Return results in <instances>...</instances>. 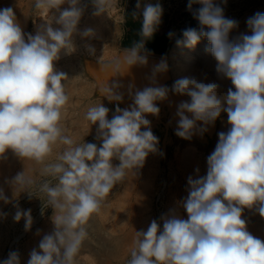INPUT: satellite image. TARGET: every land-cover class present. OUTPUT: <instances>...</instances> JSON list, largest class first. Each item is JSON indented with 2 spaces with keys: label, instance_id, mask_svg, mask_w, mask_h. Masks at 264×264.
Masks as SVG:
<instances>
[{
  "label": "clouds",
  "instance_id": "9594fccd",
  "mask_svg": "<svg viewBox=\"0 0 264 264\" xmlns=\"http://www.w3.org/2000/svg\"><path fill=\"white\" fill-rule=\"evenodd\" d=\"M91 2L94 15L114 7V0ZM65 3L69 7L61 10ZM194 4L201 6L193 9ZM34 6L45 15L59 12L35 35L23 31L11 7L0 9V158L11 150L22 160L40 165V176L46 178L37 182L22 171L6 181L14 195L26 193L29 199L43 196V204L52 209L53 230L30 251L27 264H75L93 214L101 210L105 198L129 171L142 168L146 157L158 151L159 140L146 115L158 114L156 101L168 96L167 86H151L168 65L164 58L154 62L145 75L149 85L142 89L129 83L133 103L123 109L117 106L111 119L103 104L89 107L84 119L96 126L95 139L101 143L98 147L84 138L78 143L62 126L69 102L68 77L55 69V62L61 54L76 51L74 35H94L91 28L78 29L86 5L81 0H35ZM136 8L141 9L140 0ZM187 10L199 29L183 30V39H177L176 44L192 49L207 40L205 51L217 62V73L233 87L220 97V85L215 82L188 76L175 80L171 91L190 98L176 105L175 135L188 140L197 132L202 135L222 112L227 114L229 128L218 133L215 150L207 157L206 175L188 177V195L182 202L187 218L170 209L159 222L153 219L146 231H136L128 264H264V241L247 230L242 218L245 208L264 218V13L247 19L251 34L230 39L238 22L226 18L215 0H188ZM140 15V39L103 66L111 75H124L132 66L149 64L145 42L158 30L163 8L159 2L147 3ZM53 21L59 27L54 28ZM85 47L94 54L91 44ZM120 87L104 80L99 93L109 102L122 101L123 94L117 91ZM198 121L202 123L198 125ZM58 146L63 150L53 160ZM0 201L13 203L3 187ZM13 207V219H23L25 231L30 230L31 209L23 210L15 203ZM6 215L0 211V217ZM0 264H21L19 252L10 251Z\"/></svg>",
  "mask_w": 264,
  "mask_h": 264
},
{
  "label": "rangeland",
  "instance_id": "374dc122",
  "mask_svg": "<svg viewBox=\"0 0 264 264\" xmlns=\"http://www.w3.org/2000/svg\"><path fill=\"white\" fill-rule=\"evenodd\" d=\"M26 1H20L19 6L21 9L24 8L23 10L27 7ZM157 2L163 8V15L156 33L167 37L166 40L169 42L167 49L169 72L166 83L170 87L175 79L171 73V48L182 36L183 30L189 27L199 29L198 21L187 10L188 0H140L141 9L136 8L137 0H114V7L100 15L93 14L95 9L91 0H81V4L86 5V8L78 29L82 32L86 28H91L94 35L84 38L79 34L74 35L76 51L70 55L61 54V58L56 61L72 75L66 89L69 102L63 112L62 126L65 134L76 139L78 143L84 138L85 142L100 146L101 142L95 139L96 126H91L90 122L84 119L88 108L95 106L97 101L110 110L109 119L112 118L117 106L123 109L133 103L128 95L130 82L123 80L121 75H111L110 70L103 66L118 57L127 41L131 42L139 36L142 20L140 12L143 5ZM215 2L223 8L226 18L238 22V27L230 33L236 37L242 33L251 34L247 27V19L257 12L264 13V0H227L226 4L222 0ZM30 5L27 17L28 32L31 34L33 24L41 17L54 13L55 17L59 16H56L55 10L47 15L42 14L35 9V0H32ZM200 6L194 4L193 9ZM68 7L69 5L65 3L61 5V10ZM133 13H137L136 17H133ZM169 32H173L174 36L170 38ZM207 43V40L202 39L197 45L204 50L208 46ZM86 44L93 46L94 54L88 53ZM104 80H107L109 85L113 83L121 85L117 91L123 94L122 101L109 102L106 97L100 95L99 85ZM175 96L174 103L157 104L160 108L158 114L146 115L151 121L153 134L158 137V151L146 157L142 168L136 172L129 171L105 198L101 210L93 214L86 226L88 236L75 258V264H128L130 253L135 247L136 231H146L153 219L159 222L161 216L168 214L170 209H175L181 216L187 218L182 202L188 194V177L195 179L206 175L207 157L215 150L218 133L226 132L229 125L227 114L222 112L214 125H208V130L202 135L197 132L190 140L178 137L175 135L179 119L175 115L176 105L179 101L190 98L186 95ZM186 115L191 118V114ZM201 123L197 122L198 125ZM62 150L63 146L54 148L52 159L54 160ZM113 163L117 164L118 161L114 160ZM39 166L28 173L37 182L46 179L40 176ZM6 195L21 209H31L33 224L30 230L25 231V221L22 219L16 222L13 219L16 211L13 203L5 204L0 201V211L7 214L6 217H0V261L6 259L10 251H18L21 264H27L30 251L38 248L42 236L53 230L50 220L52 209L47 208L46 203L43 204L45 200L43 196L41 199L37 197L29 199L26 193L14 195V191ZM257 217L262 218L254 209H244L242 218L247 222V230L261 239L264 236V227L258 231L250 229L249 219ZM37 230H40L39 234Z\"/></svg>",
  "mask_w": 264,
  "mask_h": 264
},
{
  "label": "bare ground",
  "instance_id": "6f19581e",
  "mask_svg": "<svg viewBox=\"0 0 264 264\" xmlns=\"http://www.w3.org/2000/svg\"><path fill=\"white\" fill-rule=\"evenodd\" d=\"M20 1L21 0H0V9H3L5 7H11L15 13L17 22L20 24L23 31L25 33H29L30 31L28 32L29 29H28L27 10L32 0L26 1L27 7L25 10H23L24 8L21 9V7L19 6ZM54 14H51L47 17L45 16L41 17L38 22L34 23L33 28L31 30L32 34L35 35L37 29L41 25L45 24L47 21H50L51 17L55 16ZM57 15H59V12L56 11V16ZM55 25L56 24L53 25L54 28L59 27V25L57 26ZM229 38L234 39L236 38V36H234L233 34H230ZM179 39H183V36H181ZM170 57H171L170 64H171V71H172L171 73L173 77L175 78L174 81L170 85L171 88L175 80L182 78V77H186V76L195 77L198 81H201L204 83L215 82L219 84L220 87L218 89L217 94L220 97H223L224 95H226L227 90L230 87H233L229 79H227L226 77H222L220 74L217 73L216 71L217 62L215 61L214 57L210 53L206 52L205 49L202 50L201 48H199L198 45H196L192 49H188V48L178 46L175 41L170 51ZM58 63L55 62V69L66 73L68 77V79L65 81L66 89H67L69 87L70 79L72 76L70 74L71 72L68 73L67 72L68 70L65 71V69L61 68V66H59ZM233 90L235 89L233 88ZM98 104L100 103L97 101V103L94 105H98ZM37 166L38 164H36L35 162L29 161V160H22L21 158L17 157L11 150H8L4 154L3 158H0V187H3L5 190V194H8L9 192L13 191V188L10 186L9 183H6V181H10L11 178H13L17 173L22 172V171H26V173L28 174L31 169ZM249 220H250L249 222L251 223L250 225L251 230L258 231L264 227V218L257 217V218H252ZM261 240L264 241V236L261 237Z\"/></svg>",
  "mask_w": 264,
  "mask_h": 264
},
{
  "label": "crops",
  "instance_id": "0c3cea01",
  "mask_svg": "<svg viewBox=\"0 0 264 264\" xmlns=\"http://www.w3.org/2000/svg\"><path fill=\"white\" fill-rule=\"evenodd\" d=\"M129 34V33H128ZM137 39H133L131 42L127 41L122 46V51L127 48L131 47V45L140 39V36H136ZM167 37L155 33L154 36L145 42V47L150 53L148 59L149 64L146 66H132L127 73L124 75H121V78L124 80L127 79L130 83L134 82L136 87L139 89H142L145 86L149 85V81L145 79L146 73L150 72L151 66L154 62H159L161 58H164L168 65V70L163 73H158L156 77V84L151 86H167L169 88V93L167 98L163 100L156 101V104H168V103H174L176 102V97L174 95V92L171 91V88L167 85L166 79L169 72V60L167 58V49L169 42L166 40ZM127 39V37H126Z\"/></svg>",
  "mask_w": 264,
  "mask_h": 264
},
{
  "label": "water",
  "instance_id": "95a60500",
  "mask_svg": "<svg viewBox=\"0 0 264 264\" xmlns=\"http://www.w3.org/2000/svg\"><path fill=\"white\" fill-rule=\"evenodd\" d=\"M124 80V79H123ZM126 81H128L127 79H125ZM129 82V81H128ZM174 95H176L175 93H174ZM176 97V96H175Z\"/></svg>",
  "mask_w": 264,
  "mask_h": 264
}]
</instances>
